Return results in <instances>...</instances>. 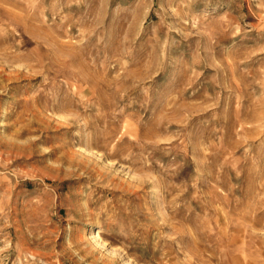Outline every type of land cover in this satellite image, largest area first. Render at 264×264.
I'll return each instance as SVG.
<instances>
[{
    "label": "rangeland",
    "instance_id": "rangeland-1",
    "mask_svg": "<svg viewBox=\"0 0 264 264\" xmlns=\"http://www.w3.org/2000/svg\"><path fill=\"white\" fill-rule=\"evenodd\" d=\"M0 264H264V0H0Z\"/></svg>",
    "mask_w": 264,
    "mask_h": 264
},
{
    "label": "bare ground",
    "instance_id": "bare-ground-1",
    "mask_svg": "<svg viewBox=\"0 0 264 264\" xmlns=\"http://www.w3.org/2000/svg\"><path fill=\"white\" fill-rule=\"evenodd\" d=\"M97 233H98V230L94 233L95 237H98Z\"/></svg>",
    "mask_w": 264,
    "mask_h": 264
}]
</instances>
